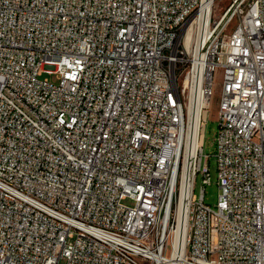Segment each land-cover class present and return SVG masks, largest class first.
<instances>
[{"label": "built area", "instance_id": "1", "mask_svg": "<svg viewBox=\"0 0 264 264\" xmlns=\"http://www.w3.org/2000/svg\"><path fill=\"white\" fill-rule=\"evenodd\" d=\"M216 1L0 0V264H264V0Z\"/></svg>", "mask_w": 264, "mask_h": 264}, {"label": "rangeland", "instance_id": "2", "mask_svg": "<svg viewBox=\"0 0 264 264\" xmlns=\"http://www.w3.org/2000/svg\"><path fill=\"white\" fill-rule=\"evenodd\" d=\"M229 0H217L216 1V12L220 13L223 11V9L228 4ZM232 28V25L230 26ZM194 34L195 31L189 28L187 41L194 40ZM42 77H48L53 81H57V76L54 73L46 72L43 74ZM215 89H214V95L212 97L211 101V108L209 110L208 114V123L206 126V132H205V142H204V153L210 155V159L204 160L202 162V166L204 167L207 163L210 169V176H211V183L205 184V197L204 200L207 204H209L211 207H215L219 198V185L217 183V167H216V161H215V151H216V134L219 128V120H218V105L220 100V93H221V87H222V70H218L215 75ZM203 174L199 173L196 179L195 183V194L197 196H200L201 194V188L203 186ZM127 204L130 202L127 200Z\"/></svg>", "mask_w": 264, "mask_h": 264}, {"label": "bare ground", "instance_id": "3", "mask_svg": "<svg viewBox=\"0 0 264 264\" xmlns=\"http://www.w3.org/2000/svg\"><path fill=\"white\" fill-rule=\"evenodd\" d=\"M197 38H198V32L195 31L193 42L196 41ZM186 227H187V223L185 224L184 221H183V222H182V225H181V227H180V228H181V231H182L183 229H186Z\"/></svg>", "mask_w": 264, "mask_h": 264}]
</instances>
